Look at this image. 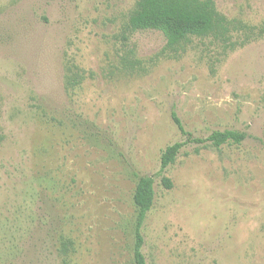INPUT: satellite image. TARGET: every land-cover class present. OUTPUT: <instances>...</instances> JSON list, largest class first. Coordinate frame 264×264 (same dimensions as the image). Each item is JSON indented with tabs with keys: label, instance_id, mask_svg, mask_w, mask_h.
Masks as SVG:
<instances>
[{
	"label": "rangeland",
	"instance_id": "374dc122",
	"mask_svg": "<svg viewBox=\"0 0 264 264\" xmlns=\"http://www.w3.org/2000/svg\"><path fill=\"white\" fill-rule=\"evenodd\" d=\"M137 1L0 0V264H133L136 175L147 264H264V0H212L226 31L175 46L128 29ZM173 112L245 139L162 171Z\"/></svg>",
	"mask_w": 264,
	"mask_h": 264
},
{
	"label": "trees",
	"instance_id": "16d2710c",
	"mask_svg": "<svg viewBox=\"0 0 264 264\" xmlns=\"http://www.w3.org/2000/svg\"><path fill=\"white\" fill-rule=\"evenodd\" d=\"M224 18L217 11L212 0H138L129 16L127 27L130 31L155 29L164 35L168 46H175L191 36H206L219 29L226 31ZM264 36V26L260 29ZM69 77L67 85L76 84ZM173 123L185 137L183 141L175 142L165 147L160 157V170L166 169L175 161L181 148L190 142L210 143L220 147L226 143L239 144L245 139V134L236 130H213L206 137H196L187 131L179 117L172 113ZM162 184L170 188L172 183L167 177H162ZM154 179L149 175L135 176L133 203L136 209L134 219V243L132 246V263L147 264L142 252L144 236L142 228L149 210L154 202ZM63 250H66L63 244Z\"/></svg>",
	"mask_w": 264,
	"mask_h": 264
}]
</instances>
